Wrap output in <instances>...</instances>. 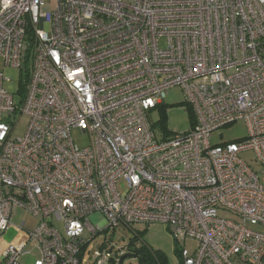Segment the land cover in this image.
I'll return each mask as SVG.
<instances>
[{
	"label": "built area",
	"instance_id": "1",
	"mask_svg": "<svg viewBox=\"0 0 264 264\" xmlns=\"http://www.w3.org/2000/svg\"><path fill=\"white\" fill-rule=\"evenodd\" d=\"M43 6L0 0V60L26 75L15 100L0 72V234L16 206L35 218L0 264L30 251L33 264L119 263L128 243L93 250V213L130 236L134 223L166 225L194 243L180 248L181 264H264V232L252 230L264 226V185L239 157L252 151L264 171V0ZM176 86L193 121L167 137L150 113ZM238 120L246 137L211 142Z\"/></svg>",
	"mask_w": 264,
	"mask_h": 264
},
{
	"label": "rangeland",
	"instance_id": "2",
	"mask_svg": "<svg viewBox=\"0 0 264 264\" xmlns=\"http://www.w3.org/2000/svg\"><path fill=\"white\" fill-rule=\"evenodd\" d=\"M56 0H44L43 11H51L55 6ZM0 72L3 77V87L11 93L15 100L20 98V70L18 68L5 66L0 60ZM10 78V80H7ZM166 116L165 132L167 137H174L175 135L188 131L192 126L193 118L190 117V108L185 101V95L182 88L176 86L170 88L162 100ZM161 118L160 108L154 109L150 113V119L157 123ZM26 119L22 118L16 127L13 136L21 137L25 130ZM248 129L244 121L238 120L229 126H224L212 134V143H225L235 141L247 136ZM159 134V133H158ZM74 142L79 146H84L87 143L86 137L78 130L72 131ZM252 151H243L239 157L242 158L251 169L257 174L259 182L264 185V171L260 165L254 160ZM119 187L123 188L124 184L119 183ZM218 215L227 219L239 221L238 217L231 212L218 211ZM90 223L96 227H100L99 232L90 240L93 250L99 246L107 243L114 245L113 249L126 245L129 241L130 232L126 227L118 226L116 230L111 227L108 228L104 216L100 213H93L88 216ZM22 221L25 222L24 228H30L35 223L33 218L22 206H16L13 209V216L8 229L0 234V259L3 252L7 249L9 244L19 239L27 240L28 232L21 227ZM136 232L141 233V239L150 247L160 250L164 253L167 259V264H181L178 254L175 252V247L181 248L185 245L188 248H194V243L187 241L183 244L180 241H175L173 235L168 230L166 225L162 223H134L130 226ZM252 230L264 232V226H253ZM88 233L84 234L85 239H89ZM137 240L138 243L141 242ZM140 241V242H139ZM30 250V247H29ZM36 255L33 251L21 255L18 259L19 264H33ZM108 264H119L109 262ZM124 264H138L135 258H127Z\"/></svg>",
	"mask_w": 264,
	"mask_h": 264
},
{
	"label": "trees",
	"instance_id": "3",
	"mask_svg": "<svg viewBox=\"0 0 264 264\" xmlns=\"http://www.w3.org/2000/svg\"><path fill=\"white\" fill-rule=\"evenodd\" d=\"M26 80L25 73L23 74L22 79H20V87H19V93L24 89V81ZM160 108V120L156 123V125L160 126L162 130H165L166 126V116L164 107L162 105L159 106ZM190 117L192 118L191 110H190ZM141 239V233L135 232L128 241V250L133 253L134 258L136 259L138 264H167V259L164 253L160 250L153 249L148 244H146L144 241L138 243L137 240ZM180 251V248L178 246L175 247V252L178 254ZM125 262V261H124Z\"/></svg>",
	"mask_w": 264,
	"mask_h": 264
},
{
	"label": "water",
	"instance_id": "4",
	"mask_svg": "<svg viewBox=\"0 0 264 264\" xmlns=\"http://www.w3.org/2000/svg\"><path fill=\"white\" fill-rule=\"evenodd\" d=\"M127 258H134L133 253H131V252H125V253H123V254L120 256V258H119V264H124V261H125Z\"/></svg>",
	"mask_w": 264,
	"mask_h": 264
}]
</instances>
